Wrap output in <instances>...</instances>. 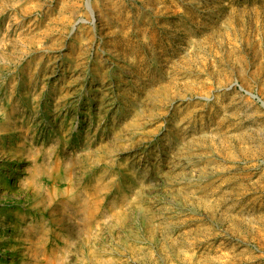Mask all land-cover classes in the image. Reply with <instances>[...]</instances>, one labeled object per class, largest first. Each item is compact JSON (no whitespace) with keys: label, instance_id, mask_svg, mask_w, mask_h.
<instances>
[{"label":"rangeland","instance_id":"1","mask_svg":"<svg viewBox=\"0 0 264 264\" xmlns=\"http://www.w3.org/2000/svg\"><path fill=\"white\" fill-rule=\"evenodd\" d=\"M0 264H264V0H0Z\"/></svg>","mask_w":264,"mask_h":264},{"label":"bare ground","instance_id":"2","mask_svg":"<svg viewBox=\"0 0 264 264\" xmlns=\"http://www.w3.org/2000/svg\"><path fill=\"white\" fill-rule=\"evenodd\" d=\"M88 5L90 6V4L88 3ZM20 128V127H19ZM20 130H22V129H20Z\"/></svg>","mask_w":264,"mask_h":264}]
</instances>
